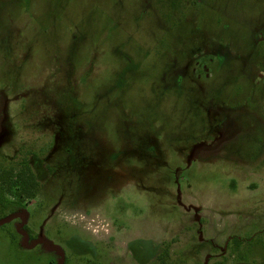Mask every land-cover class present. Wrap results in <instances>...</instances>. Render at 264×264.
<instances>
[{
  "label": "rangeland",
  "instance_id": "obj_1",
  "mask_svg": "<svg viewBox=\"0 0 264 264\" xmlns=\"http://www.w3.org/2000/svg\"><path fill=\"white\" fill-rule=\"evenodd\" d=\"M67 229L98 264H264V0H0V264Z\"/></svg>",
  "mask_w": 264,
  "mask_h": 264
},
{
  "label": "flooded vegetation",
  "instance_id": "obj_2",
  "mask_svg": "<svg viewBox=\"0 0 264 264\" xmlns=\"http://www.w3.org/2000/svg\"><path fill=\"white\" fill-rule=\"evenodd\" d=\"M58 231H55L57 233ZM52 231V239H56L57 235ZM51 238V237H50ZM64 239V240H63ZM63 242H65L69 249H66V255H64L63 260L60 254L57 252L52 251V253H57V258L50 261L49 264H58V259L60 257L62 264H73L71 262V255L76 257H84L86 254L90 255V258L86 260L88 264L98 262V258H95L96 255V249L93 245V243L88 240L85 236L81 235L78 232H74L71 230L66 231L64 237H62ZM132 255H136L139 260L147 261L150 259V244L146 243L143 247H138L136 250L133 247L131 250Z\"/></svg>",
  "mask_w": 264,
  "mask_h": 264
},
{
  "label": "trees",
  "instance_id": "obj_3",
  "mask_svg": "<svg viewBox=\"0 0 264 264\" xmlns=\"http://www.w3.org/2000/svg\"><path fill=\"white\" fill-rule=\"evenodd\" d=\"M8 177L10 181H15L10 185V193L13 192V188L17 187L18 190L16 191L17 194H15V196L20 200L33 199L38 195L41 185L36 180L35 174L30 166L26 163L22 165L20 171L16 175H14V171H10Z\"/></svg>",
  "mask_w": 264,
  "mask_h": 264
}]
</instances>
